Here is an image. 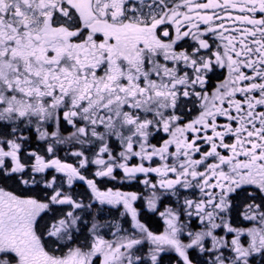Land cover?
Segmentation results:
<instances>
[{
  "label": "snow or ice",
  "instance_id": "snow-or-ice-1",
  "mask_svg": "<svg viewBox=\"0 0 264 264\" xmlns=\"http://www.w3.org/2000/svg\"><path fill=\"white\" fill-rule=\"evenodd\" d=\"M117 169L190 193L163 233ZM0 178V264H264V0H0Z\"/></svg>",
  "mask_w": 264,
  "mask_h": 264
},
{
  "label": "trees",
  "instance_id": "trees-1",
  "mask_svg": "<svg viewBox=\"0 0 264 264\" xmlns=\"http://www.w3.org/2000/svg\"><path fill=\"white\" fill-rule=\"evenodd\" d=\"M113 184H115V186L117 185L116 183H113ZM142 186L143 185L140 184V182H133L131 185V188L129 189H131L132 192H138V193H141V195H143L142 194L143 191H141ZM117 188H121L123 191L126 190V186L123 184H120ZM121 189H118V190H121ZM76 193L82 194L81 196H79V197H82V199H87L88 196H90V193L83 188H80L79 191ZM189 195L190 193L186 192L183 189L180 190V193L178 194V196H173L170 194L164 195L161 198V205L163 206L165 205V207H167L168 205L176 206L178 198L182 202L184 196H189ZM190 198L195 199V198H198V196L197 197L190 196ZM140 199L143 200L144 198L142 197ZM140 199H138L139 203L137 205L138 208L140 209V211L138 212L140 221L144 223L145 226L148 227L150 231H153L156 234L163 233L166 227L164 221L155 212L150 211L148 209H144L141 204L142 201ZM233 222L237 224L238 226H245V224L249 223L247 221H244L242 216L236 215V213H233ZM124 227L130 228V224L126 223ZM108 238H111V237H108ZM191 255L193 259H197L199 257V253L194 252V251L191 253ZM178 262H179V257L174 252L161 253V264H178Z\"/></svg>",
  "mask_w": 264,
  "mask_h": 264
},
{
  "label": "flooded vegetation",
  "instance_id": "flooded-vegetation-1",
  "mask_svg": "<svg viewBox=\"0 0 264 264\" xmlns=\"http://www.w3.org/2000/svg\"><path fill=\"white\" fill-rule=\"evenodd\" d=\"M223 75H224L223 70H219V69L216 71V73H212V74H210V76H211V80H210V83H209V86H208V87L211 89L215 84H217V83L219 82V80L223 79ZM64 134L67 135L68 133L65 132ZM34 135H35V134L33 133V136H34ZM161 135H162V134H161ZM160 142H161V141H160V136L155 137L154 140H153V143H157V144H159ZM30 147H31L32 149H34V150H36V149L42 150L40 142H39V141H36L35 139H33V141H32V143H31ZM58 155H59V157H60L62 160H64V161L67 162V163H70V164H75V163H76V159H77V158L71 156V155L68 153V150H67V147H66V146H60V148L58 149ZM138 162H139V161H138L137 159H133V160L130 161L129 163H130V164H136V163H138ZM157 163H159V162H158L157 160H154V161H153V166H156ZM145 164H146V166H147V162H145ZM95 168H96L95 165H91V166L86 170L85 175H87L89 178H93L92 173L94 172ZM114 174L116 175V177H121V176L124 175L123 172L120 171V170H118V169L116 170V172H115ZM137 176H138V177H144L143 174H141V175H137ZM147 178H148V179L151 178L150 180H151L152 182H156V181L159 179L155 174H149V177H147ZM95 179H96L97 185H98V187H99V189H100L101 191H108L109 189H111V190L114 192V191H116V190L119 191L118 189H121V188H117L118 185L115 186V185L113 184V182L116 183L114 180H109V179H107V178H103V179H102V178H95ZM8 182H9L10 186L6 185V180L0 178V187H4V188H6V189H8V190L19 191V189H18L15 185H14L15 187H13V186H11L10 181H8ZM11 182H13V181H11ZM111 183H112V184H111ZM130 183H131V185H132V182H127V183H125L126 190H129V188H131V185H129ZM116 184H117V183H116ZM119 185H120V184H119ZM121 186H122V185H121ZM76 187L83 188V189H85L86 191H88L89 193H91L90 189H88L87 185L84 184L83 182H77L75 188H76ZM130 190H131V189H130ZM242 223H243V222H242Z\"/></svg>",
  "mask_w": 264,
  "mask_h": 264
},
{
  "label": "rangeland",
  "instance_id": "rangeland-1",
  "mask_svg": "<svg viewBox=\"0 0 264 264\" xmlns=\"http://www.w3.org/2000/svg\"><path fill=\"white\" fill-rule=\"evenodd\" d=\"M120 171H122V170H120ZM138 175H141V174H138ZM144 179H145V177H138L137 176L135 179L129 180V179L125 178L124 175H123L121 177H117V179L114 180L117 183L118 186H119V184L125 185V183H127V182H132V183L133 182H140V184L143 185L142 188H141V191H143V193H142L143 195H141V193H138V192H132L130 189L129 190H124V191L121 189V190L118 191V192H121V193H135L137 195L138 198H137L136 201L133 202V206L137 209L138 212L140 211V209L137 206L138 203H139L138 202V199H140V198L143 197L144 198L143 200L140 199L142 201L141 204H142L143 208L150 210L149 207H148V200L150 198H152L153 191H157V194L158 195H159V191H160V190H153L150 186L145 185L143 183V180ZM149 179H151V178H149ZM8 181H10L11 186H13V187L16 186L13 182H11L12 180H6V185L10 186V184H9ZM129 185H131V183ZM79 189H80V187H76L75 188V191L78 192ZM114 192H117V190L114 191ZM91 197H92V193H90V196H88L87 199H83L84 202L85 203H88L89 202V199ZM78 198H81L82 199V197H78ZM161 198H162V196H159V198L156 200V206L158 208V211H153L156 214H158L159 216H160L159 213L165 211L167 208H169V207H175V206H171V205H168L167 207H165V205L164 206L161 205ZM95 208L96 209H101V211L99 212V215L105 217L108 220L117 219V220H120V222L122 224H124V225L126 224L125 223V220H129L130 221V218H123V217L120 216V213L123 212L122 206L121 207H112V206H109V205H103V206H101V205H99L97 203L95 205ZM160 218L164 221V219L161 216H160ZM127 224H130V222L127 223ZM245 225H247V224H245ZM103 231L104 232H107L108 230L107 229H104Z\"/></svg>",
  "mask_w": 264,
  "mask_h": 264
}]
</instances>
